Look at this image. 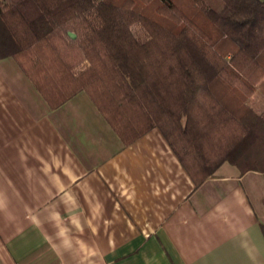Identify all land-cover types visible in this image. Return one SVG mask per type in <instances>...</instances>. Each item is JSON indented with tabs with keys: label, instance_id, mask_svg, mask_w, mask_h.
I'll list each match as a JSON object with an SVG mask.
<instances>
[{
	"label": "crops",
	"instance_id": "0c3cea01",
	"mask_svg": "<svg viewBox=\"0 0 264 264\" xmlns=\"http://www.w3.org/2000/svg\"><path fill=\"white\" fill-rule=\"evenodd\" d=\"M134 115L122 135L84 90L50 107L0 57V264H264V171L226 160L196 184Z\"/></svg>",
	"mask_w": 264,
	"mask_h": 264
},
{
	"label": "trees",
	"instance_id": "16d2710c",
	"mask_svg": "<svg viewBox=\"0 0 264 264\" xmlns=\"http://www.w3.org/2000/svg\"><path fill=\"white\" fill-rule=\"evenodd\" d=\"M219 1L0 0V57H13L50 107L84 90L119 134L117 112H138L196 184L226 160L264 171V112L246 104L264 77V0ZM83 57L91 65L73 74Z\"/></svg>",
	"mask_w": 264,
	"mask_h": 264
},
{
	"label": "rangeland",
	"instance_id": "374dc122",
	"mask_svg": "<svg viewBox=\"0 0 264 264\" xmlns=\"http://www.w3.org/2000/svg\"><path fill=\"white\" fill-rule=\"evenodd\" d=\"M92 1H97V0H92ZM213 6L217 7L220 5V1L219 0H208ZM89 18L92 20V16H89L88 17V20ZM91 22V21H90ZM132 30L135 32V35L137 36L138 40L140 43H143L145 42L146 40L148 41L151 37V32L149 31V29L140 21H137V22H134L133 26L131 27ZM72 36H75V33L74 31H71L70 32ZM67 41H71V38L67 37ZM91 65V62L88 58L86 57H83L78 63H76L74 65V67L72 68V72L73 74H79L83 71H85L86 68H88L89 66ZM264 78V77H262ZM261 78V79H262ZM260 79V80H261ZM258 83L256 84V88H255V91L253 94L249 95L247 98H246V104L248 106H251V101L253 99H249V98H252V96H254L255 92V96H259L261 97L262 95H264V87H261V88H258L257 87ZM254 96V99H258ZM236 97H233L231 98L230 100H228L232 105H236Z\"/></svg>",
	"mask_w": 264,
	"mask_h": 264
}]
</instances>
